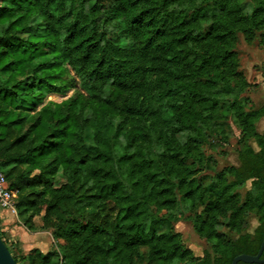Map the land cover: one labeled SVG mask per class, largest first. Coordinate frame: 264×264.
<instances>
[{
	"label": "trees",
	"instance_id": "16d2710c",
	"mask_svg": "<svg viewBox=\"0 0 264 264\" xmlns=\"http://www.w3.org/2000/svg\"><path fill=\"white\" fill-rule=\"evenodd\" d=\"M3 1L0 170L21 225L35 231L38 219L58 242V252L21 259L7 248L15 263L255 256L264 238V131L256 128L264 104L253 109L244 96L236 45L241 35L264 48V0ZM109 25L115 40L103 31ZM229 121L240 131L236 163L202 176L215 165L202 148L209 136L226 142ZM247 183L253 191L242 200ZM172 212L207 244L201 257L180 233L163 231L161 217ZM250 215L257 224L248 232Z\"/></svg>",
	"mask_w": 264,
	"mask_h": 264
},
{
	"label": "rangeland",
	"instance_id": "374dc122",
	"mask_svg": "<svg viewBox=\"0 0 264 264\" xmlns=\"http://www.w3.org/2000/svg\"><path fill=\"white\" fill-rule=\"evenodd\" d=\"M92 0H87L91 2ZM101 1V0H100ZM250 0H246L249 2ZM0 6L7 7L8 5L0 0ZM32 24L39 25V21L32 19ZM107 37L116 39V26L109 25L103 28ZM236 52L239 60V70L243 73L245 79L249 83L250 87L244 93L245 97L250 99V106L253 109L259 108L264 104V48L258 45L257 39L251 44L247 45L241 35H238V42L236 45ZM8 76L5 71H0V82L4 81ZM72 95L69 93L68 96ZM52 98H48L50 101ZM22 104L27 106L25 101ZM226 134V142L221 137L209 136L206 144L203 146V153L205 156H210L215 160L214 170L206 171L202 176L212 178L215 174L221 172L225 168L236 163V153L241 149V145L238 143L240 138V131L232 124L231 121L227 122L224 126ZM257 132L264 131V119H260L257 123ZM90 138L89 133H85V144L89 145ZM249 146L256 150V144L253 140L248 142ZM63 180L58 174L53 183L56 186L62 184ZM252 186L247 183L244 187L238 190L240 197L244 200L246 193L252 192ZM201 211L198 209L197 213ZM177 218L178 213H165L161 217V224L163 231L172 230L180 233L182 236L183 244L186 248L196 257H201L204 250H208L207 244L199 239L193 232L191 224L188 222L178 221L173 222L172 217ZM37 227L35 231H28L19 222L16 213L10 214L8 211L0 210V233L6 240L7 248L16 259L28 258L33 250H39L42 254L49 252H58V242L54 241L50 231H42L40 229V221L37 219ZM5 224V225H4ZM257 224V217L250 215L247 218V231L250 232ZM14 230L13 235L8 234V230L5 231L4 226ZM219 231L226 234L229 238H233L222 227L218 228Z\"/></svg>",
	"mask_w": 264,
	"mask_h": 264
},
{
	"label": "water",
	"instance_id": "95a60500",
	"mask_svg": "<svg viewBox=\"0 0 264 264\" xmlns=\"http://www.w3.org/2000/svg\"><path fill=\"white\" fill-rule=\"evenodd\" d=\"M263 249H264V238L255 256L239 255L232 260L231 264H239V263L264 264V260L261 259ZM0 264H16L9 250L2 242L1 238H0Z\"/></svg>",
	"mask_w": 264,
	"mask_h": 264
},
{
	"label": "built area",
	"instance_id": "2783aa9c",
	"mask_svg": "<svg viewBox=\"0 0 264 264\" xmlns=\"http://www.w3.org/2000/svg\"><path fill=\"white\" fill-rule=\"evenodd\" d=\"M15 198L16 192L9 188V185L0 170V210L15 214Z\"/></svg>",
	"mask_w": 264,
	"mask_h": 264
},
{
	"label": "crops",
	"instance_id": "0c3cea01",
	"mask_svg": "<svg viewBox=\"0 0 264 264\" xmlns=\"http://www.w3.org/2000/svg\"><path fill=\"white\" fill-rule=\"evenodd\" d=\"M5 225V224H4ZM3 225V226H4ZM4 228H5V231H7L8 230V234L9 235H13L15 232H14V230L13 229H11V228H9L7 225L6 226H4Z\"/></svg>",
	"mask_w": 264,
	"mask_h": 264
}]
</instances>
